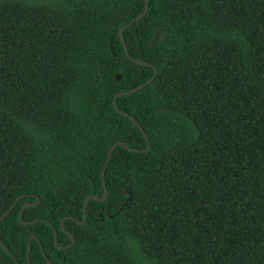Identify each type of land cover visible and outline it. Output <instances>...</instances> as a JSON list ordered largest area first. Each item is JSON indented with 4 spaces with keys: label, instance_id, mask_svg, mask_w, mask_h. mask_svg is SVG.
Listing matches in <instances>:
<instances>
[{
    "label": "trees",
    "instance_id": "16d2710c",
    "mask_svg": "<svg viewBox=\"0 0 264 264\" xmlns=\"http://www.w3.org/2000/svg\"><path fill=\"white\" fill-rule=\"evenodd\" d=\"M144 8L0 0V264H264V0H149L118 111Z\"/></svg>",
    "mask_w": 264,
    "mask_h": 264
},
{
    "label": "water",
    "instance_id": "95a60500",
    "mask_svg": "<svg viewBox=\"0 0 264 264\" xmlns=\"http://www.w3.org/2000/svg\"><path fill=\"white\" fill-rule=\"evenodd\" d=\"M148 10H149V0H145V8H144V11L140 14V15H138L134 20H132L131 22H129L127 25H125V26H123L121 29H120V31H119V36H120V38L122 39V41H123V44H124V48H125V51H126V54H127V56L130 58V59H132V57H131V55L129 54V50H128V47H127V43H126V41H125V39H124V32H125V30L126 29H128L130 26H132L133 25V23H135L136 21H138V20H140L141 18H143L146 14H147V12H148ZM133 61H135V62H137V63H140V64H142V65H146V66H151V67H153L154 68V76L149 80V81H147L146 83H144V84H142V85H140V86H138L137 88H135V89H132V90H129V91H126V92H120V93H118L115 97H114V105H115V107H116V109L118 110V111H120V109L118 108V105H117V101H118V98L119 97H123V96H125V95H130V94H132V93H134V92H137V91H140V90H142L146 85H148V84H150L156 77H157V75H158V69H157V67L155 66V65H153V64H151V63H148V62H146V61H143V60H136V59H132ZM116 79L117 80H120L121 79V75L120 74H118L117 75V77H116ZM125 115L126 116H128L138 127H139V129L142 131V133L144 134V136H145V138H146V140H147V143H148V148L146 149V150H144V151H140L139 149H135V148H131V147H129V146H127L125 143H123V142H118V143H116L115 145H113L111 148H110V150H109V152H108V158H107V160H106V163H105V165H104V168H103V172H102V179H103V184H104V187H105V191H104V195H103V197L102 198H97V197H95V196H93V195H89V196H87V198H86V200H85V205H84V209H83V221L81 222V224H85L86 223V215H87V207H88V203H89V201H90V199H94V200H98V201H106L107 200V197H108V191H107V189H106V184H105V175H106V169H107V167H108V165H109V163H110V161H111V157H112V153H113V151L118 147V146H121V147H124V148H126V149H128V150H133V151H136V152H146V151H149L150 149H151V142H150V139H149V137H148V135L145 133V130H144V128L141 126V124L133 117V116H131L130 114H128V113H125ZM16 203L17 202H15L1 217H0V224H1V222L10 214V212L13 210V208L15 207V205H16ZM40 203V199L38 198V200H37V202L36 203H31V202H28V203H26V204H24V206H23V208H22V210H21V212H20V216H19V220H20V222L21 223H23V224H31V223H34L35 221H24V220H22V217H23V214H24V210L26 209V207H28V206H36V205H38ZM66 219H69V217L68 218H64L63 220H62V222H61V227H62V229L65 231V227H64V221L66 220ZM53 230H54V236H55V244H57V230H56V228L55 227H53ZM68 235L70 236V238H71V243L68 245V246H65V247H63L64 249H67V248H69V247H71V246H73L75 243H76V238L72 235V234H70V233H68ZM33 239H37V240H39L38 238H37V236L36 235H32L31 236V238L29 239V244H28V252H27V254H28V264H31V256H30V254H31V248H32V245H31V242H32V240ZM2 247L5 249V251L6 252H9L8 251V249L2 244ZM41 248H42V251H43V254H44V256L46 257V259L48 260V258H47V256H46V253H45V251H44V248H43V246L41 245ZM49 262V264H52L50 261H48Z\"/></svg>",
    "mask_w": 264,
    "mask_h": 264
}]
</instances>
